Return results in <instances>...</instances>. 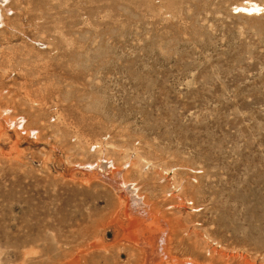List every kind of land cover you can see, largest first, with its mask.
Masks as SVG:
<instances>
[{"label": "rangeland", "instance_id": "obj_1", "mask_svg": "<svg viewBox=\"0 0 264 264\" xmlns=\"http://www.w3.org/2000/svg\"><path fill=\"white\" fill-rule=\"evenodd\" d=\"M0 11V264H264V0Z\"/></svg>", "mask_w": 264, "mask_h": 264}, {"label": "bare ground", "instance_id": "obj_2", "mask_svg": "<svg viewBox=\"0 0 264 264\" xmlns=\"http://www.w3.org/2000/svg\"><path fill=\"white\" fill-rule=\"evenodd\" d=\"M3 3V0H0V5ZM7 7H9V6H7ZM3 8V7H2ZM8 9V8H7ZM1 16H3V13L0 11V23H2L3 22V20L1 19ZM19 121H17V123H18ZM94 165V164H93ZM113 165L109 162V161H98L92 168H93V171L91 172V173H93V172H97L99 175H96V176H99L100 178H102V179H105V178H107L108 179V177L105 175V174H118V176L119 175H121L122 174V172H123V169L122 170H115V169H113V167H112ZM196 172V171H195ZM102 173V174H101ZM96 174V173H95ZM120 177V176H119ZM111 178V177H110ZM119 179V178H118ZM111 182V181H110ZM188 181H186V183H187ZM185 183V184H186ZM110 184H112L113 186H114V188L115 189H117V188H119V192L121 191L122 193L124 192V194H125V196H126V198H127V200H126V205H125V212L126 213H129V211H130V209H129V207L128 206H131L130 205V202L131 201H133V202H136V209H135V211L134 212H138V213H145L146 215H149V214H147L148 213V210H149V207H146V204H145V202H144V200H143V198H141L138 194H137V191H136V189L134 188V187H132L133 185L131 184V185H129V184H126L125 183V181L123 180V181H119L118 180V182L116 181H113V182H111ZM184 184V185H185ZM187 184H189V182L187 183ZM190 185V184H189ZM187 186V185H186ZM123 188H125L126 190H127V192H125L124 190H123ZM183 189H185V188H183ZM123 194V195H124ZM132 206H133V204H132ZM134 208V207H133ZM133 212V211H132ZM137 213V215H139ZM140 213V214H141ZM65 253V252H64ZM53 254V253H52ZM51 254V255H52ZM62 255H64V254H62ZM67 255H68V257H70L66 262H64V263H60V262H58L57 264H80V262L82 261V259H83V256H82V253L81 254H75V255H71L70 253H67ZM55 257H58L57 259L59 260L60 259V256L59 255H57V254H55ZM53 258V257H52ZM51 260V259H50ZM55 259L53 258V260H51V261H54ZM57 260V261H58ZM62 260V259H61ZM50 261V262H51ZM56 261V260H55ZM86 261V260H85ZM83 262V261H82ZM48 263V262H47ZM82 264V263H81Z\"/></svg>", "mask_w": 264, "mask_h": 264}]
</instances>
